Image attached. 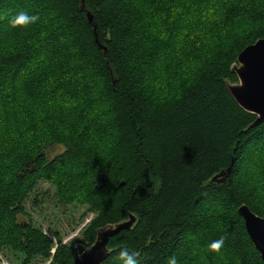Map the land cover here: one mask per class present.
I'll use <instances>...</instances> for the list:
<instances>
[{"label": "trees", "instance_id": "trees-1", "mask_svg": "<svg viewBox=\"0 0 264 264\" xmlns=\"http://www.w3.org/2000/svg\"><path fill=\"white\" fill-rule=\"evenodd\" d=\"M20 10L40 20L11 27ZM261 39L264 0H0V252L74 264L77 244L134 215L103 264L123 248L142 264H264L238 214L264 218V123L229 91ZM41 181L96 213L83 241L56 244L27 217Z\"/></svg>", "mask_w": 264, "mask_h": 264}, {"label": "water", "instance_id": "water-1", "mask_svg": "<svg viewBox=\"0 0 264 264\" xmlns=\"http://www.w3.org/2000/svg\"><path fill=\"white\" fill-rule=\"evenodd\" d=\"M86 16L89 25L96 32L97 24L94 16L90 12H87ZM100 48L103 49L102 46ZM238 64L240 67H233V71L239 83L229 84V91L243 110L257 117L251 126L254 128L264 123V39L245 48L238 57ZM233 164L225 172L216 175L212 182L225 184L232 173ZM100 179L105 182V178ZM238 214L243 218L246 231L264 262V218L254 214L245 205L239 208ZM136 222L137 218L131 215L128 221L97 230V239L91 248L88 249L82 244L74 247V264H103L110 254L108 249L110 240L124 231H131Z\"/></svg>", "mask_w": 264, "mask_h": 264}, {"label": "rangeland", "instance_id": "rangeland-1", "mask_svg": "<svg viewBox=\"0 0 264 264\" xmlns=\"http://www.w3.org/2000/svg\"><path fill=\"white\" fill-rule=\"evenodd\" d=\"M181 12L180 10V14ZM149 14L148 21L153 24L156 22L157 16L152 13V10L149 11ZM234 65L233 67H240L238 59ZM44 71L46 72L45 69ZM2 124H0V128ZM61 151L62 148L54 146L47 153L51 157ZM25 208L28 213L27 217L37 228L53 239L56 244L60 240L69 246L75 242L83 241L85 230L96 217V213L88 205L61 203L57 188L47 181H41L38 184L36 190L28 197ZM19 219L20 221H28L26 217L22 216ZM23 260L24 255L21 253H14L9 250L0 252V264H22ZM31 264H51V261L34 259Z\"/></svg>", "mask_w": 264, "mask_h": 264}, {"label": "clouds", "instance_id": "clouds-1", "mask_svg": "<svg viewBox=\"0 0 264 264\" xmlns=\"http://www.w3.org/2000/svg\"><path fill=\"white\" fill-rule=\"evenodd\" d=\"M40 20L39 15L30 14L27 10H20L9 20V24L13 28L27 29L31 25L36 24ZM227 237L221 236L213 240L208 245V250L213 253H219L225 246ZM118 264H142L141 253L136 250H129L127 248L120 249L114 258ZM167 264H178L175 255L171 256Z\"/></svg>", "mask_w": 264, "mask_h": 264}]
</instances>
